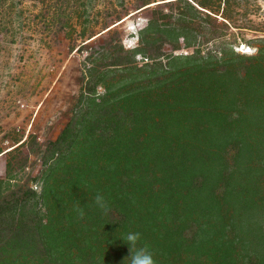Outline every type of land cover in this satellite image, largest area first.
I'll list each match as a JSON object with an SVG mask.
<instances>
[{
  "label": "rangeland",
  "instance_id": "obj_1",
  "mask_svg": "<svg viewBox=\"0 0 264 264\" xmlns=\"http://www.w3.org/2000/svg\"><path fill=\"white\" fill-rule=\"evenodd\" d=\"M186 1L196 7L190 13L191 38L188 41L181 38L178 51H172L166 43L164 54L158 59L138 56L135 65L142 67L157 61L166 65L171 54L211 55L213 64H208L207 69L225 70L223 74H208L207 78L200 76L213 87L211 99H176L169 97L171 87H148V81L142 83L143 88L138 87L142 92L135 93L140 97L149 94L150 99L160 102L168 97L174 104L173 115L186 110L187 103L195 109L219 108V119L208 122L209 126L200 124L198 119L181 126L177 119L172 128L161 134L166 144L174 139L176 146L179 135L194 136L204 131L203 138L192 141V146L199 147L194 148L197 156L212 151L222 157L211 167L208 154L204 169L208 183L206 199L212 201L214 191L218 195L221 205L213 211L222 214L221 218L216 216L220 224L222 219L226 223L218 228L229 232L228 236L223 235L222 242L237 246L234 252L237 264H260L264 261V96L260 99L258 94L246 93L244 87L264 83V0ZM201 1L209 5L208 10L198 6ZM147 3L150 5L145 6ZM181 12H185V3L178 0H0L2 196L13 198L28 189L43 192V174L47 170L43 156L49 143L56 141L72 119L75 116L78 119L87 108V102L80 98L84 90L88 91L86 84L95 74L113 71L106 78V85L97 87L98 101L101 95L120 107L129 105L123 99L133 77L114 70L112 63L123 57L132 58L129 52L132 54L140 45L141 30L148 20ZM155 48L151 51L153 55ZM231 50L235 55L230 54ZM261 53L262 58H257ZM142 72L141 69L133 74ZM184 87L189 90L190 85ZM155 119L159 121L160 116ZM202 121L207 122L206 118ZM202 125L204 128L198 131ZM210 127L219 131L214 141L207 138L215 134L209 130L207 135ZM233 138L227 150L222 151L224 142ZM181 142L190 141L184 138ZM61 167L55 179L63 175ZM164 177L165 173L156 171L160 185ZM209 218L217 222L215 217Z\"/></svg>",
  "mask_w": 264,
  "mask_h": 264
},
{
  "label": "trees",
  "instance_id": "obj_2",
  "mask_svg": "<svg viewBox=\"0 0 264 264\" xmlns=\"http://www.w3.org/2000/svg\"><path fill=\"white\" fill-rule=\"evenodd\" d=\"M178 1L185 3V12L148 20L141 30L140 45L132 54L129 52L132 58L112 63L114 70L133 77L123 99L129 105L120 107L101 95L98 101L96 89L106 85L113 71L95 74L80 98L87 102V108L78 119H72L56 141L49 143L43 156L47 167L43 192L28 189L11 198L0 191V264H237V246L222 242L223 235L229 232L218 228L226 223L222 219L220 224L216 218L219 213L213 211L221 205L218 195L213 192V202L205 196L207 155L211 167L222 157L212 151L196 155L194 148L199 147L192 146V141L203 138L204 131L194 136L179 135L176 146L174 139L166 144L161 134L177 119L181 126L192 119L209 126L219 119V108L195 109L187 103L188 108L173 117L174 104L168 97L160 102L150 99L149 94L140 97L135 93L142 92L138 87L143 88L142 83L148 81V87H171L169 97L211 99L213 87L200 76L225 72L221 68L207 69L208 64H213V56H201L200 52L168 55L166 65L162 61L135 65L138 56L158 59L166 43L172 51H178L180 39L191 38L190 13L196 7L186 0ZM198 6L207 10L209 7L203 1ZM230 54L235 55L232 50ZM260 57L262 53L257 58ZM141 69L144 72L140 75L133 74ZM260 83L259 89L258 84L245 86L246 93L258 94L262 99L264 83ZM187 84L189 90L184 87ZM183 102L180 104L185 106ZM158 115L160 120L156 121ZM209 130L215 134L207 138L214 141L219 131L210 127L207 135ZM180 137L190 142L184 144ZM233 141L234 138L224 142L222 151ZM61 165L63 175L55 179ZM156 171L165 173L162 186ZM211 216L217 222H212Z\"/></svg>",
  "mask_w": 264,
  "mask_h": 264
}]
</instances>
